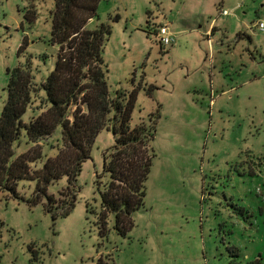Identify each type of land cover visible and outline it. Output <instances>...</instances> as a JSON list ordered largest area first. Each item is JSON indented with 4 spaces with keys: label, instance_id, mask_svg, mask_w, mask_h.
<instances>
[{
    "label": "rangeland",
    "instance_id": "1",
    "mask_svg": "<svg viewBox=\"0 0 264 264\" xmlns=\"http://www.w3.org/2000/svg\"><path fill=\"white\" fill-rule=\"evenodd\" d=\"M52 8L50 0L35 12L27 0H0V117L9 70L32 62L39 82L53 69ZM28 9L37 13L33 23ZM260 23L264 0H101L88 27L111 30L103 52L110 92L136 90L132 126L156 124L145 206L125 235L113 217L101 233L104 156L115 140L104 129L77 178L69 215L54 220L44 204L0 193V264H232L233 247L241 264L264 261ZM164 24L173 46L155 39ZM59 130L48 144L58 143ZM67 186L63 178L49 193L59 197ZM34 189L21 182L18 191L29 199Z\"/></svg>",
    "mask_w": 264,
    "mask_h": 264
},
{
    "label": "trees",
    "instance_id": "2",
    "mask_svg": "<svg viewBox=\"0 0 264 264\" xmlns=\"http://www.w3.org/2000/svg\"><path fill=\"white\" fill-rule=\"evenodd\" d=\"M27 1L34 12L38 4L47 2ZM50 1L49 43L59 49L53 69L39 82L32 62L8 71V99L0 117V193L28 200L31 207L44 204L54 220L69 215L75 207L82 166L91 158L98 135L108 129L115 140L104 156L107 182L101 193L100 229L106 233L113 217L114 229L125 235L132 217L145 206L147 182L156 158L151 145L156 124L132 126L136 90L129 97L121 89L114 96L110 92L103 52L111 30L104 24L88 27L98 19L101 0ZM34 12H27L30 23L37 18ZM24 47L25 43L18 53ZM28 112L33 115L26 120ZM58 129V143L48 144ZM51 151L56 154L51 156ZM63 178H67L68 186L60 196L50 194V186ZM21 182L35 183L29 199L20 196ZM230 258L234 264H241L239 249L231 248ZM247 264L264 261L260 257Z\"/></svg>",
    "mask_w": 264,
    "mask_h": 264
},
{
    "label": "built area",
    "instance_id": "3",
    "mask_svg": "<svg viewBox=\"0 0 264 264\" xmlns=\"http://www.w3.org/2000/svg\"><path fill=\"white\" fill-rule=\"evenodd\" d=\"M229 13L223 11L222 15L227 16ZM260 28L264 29V23H260ZM155 39L160 44L161 47H170L176 43V37L170 29V25L164 24L159 27L155 33Z\"/></svg>",
    "mask_w": 264,
    "mask_h": 264
},
{
    "label": "crops",
    "instance_id": "4",
    "mask_svg": "<svg viewBox=\"0 0 264 264\" xmlns=\"http://www.w3.org/2000/svg\"><path fill=\"white\" fill-rule=\"evenodd\" d=\"M212 27V26H211ZM212 31V28H210L209 30H208V32H207V34H209L210 35V32Z\"/></svg>",
    "mask_w": 264,
    "mask_h": 264
}]
</instances>
